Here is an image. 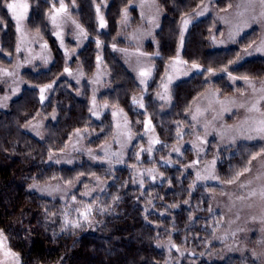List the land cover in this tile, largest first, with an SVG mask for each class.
Returning a JSON list of instances; mask_svg holds the SVG:
<instances>
[{"label": "trees", "instance_id": "16d2710c", "mask_svg": "<svg viewBox=\"0 0 264 264\" xmlns=\"http://www.w3.org/2000/svg\"><path fill=\"white\" fill-rule=\"evenodd\" d=\"M130 1L108 0L105 19L110 34L107 40L115 35L122 10ZM202 1L157 0L162 10L160 25L155 40L145 45L146 50L154 54L155 76L149 85V94L145 96L144 109H136L132 103L139 91L136 77L110 44L104 42L102 55L109 71L110 86L99 98L122 108L130 121L131 131L136 135L128 148L125 163L111 170L86 159L72 166L45 162L48 154L65 146L77 129L92 130L95 135L88 143L97 146L111 138L113 123L108 112L99 119L91 116L90 87L86 81L76 84L58 78L66 63L47 20L50 3L49 0H32V24L48 42L53 60L40 73L25 70L24 77L31 84L22 88L7 109L0 110V229L8 236L12 250L20 255L21 264H169V251H173L175 258L179 257L174 264H243V260L235 255L209 260L202 252L213 231L209 198L205 187L191 186V175L184 173L179 164L160 165L161 176L156 179L140 180L135 174L137 167L153 162L146 151L139 159L136 156L140 145L145 143L141 135L146 131L145 119L151 121L161 144L155 154H164L166 147L176 141L178 125L188 123L187 111L191 102L208 85L207 69L227 67L236 75L264 77V59L255 57L235 66L230 64L240 47L252 40L253 31L242 36L235 45L211 49L208 37L215 19L208 15L190 25L181 52L184 61L197 63L202 70L175 82L169 107L161 109L159 101L152 95L167 62L176 55L180 20ZM229 3L230 0H215L219 9ZM130 11L136 20V8L132 7ZM0 20L3 21L0 25L1 50L12 55L15 26L2 6ZM68 43L73 44L70 40ZM95 52V42L90 38L71 59L70 65L80 64L85 73H91L95 66ZM157 52L158 56L155 55ZM1 60L10 62L0 55ZM49 83L52 88L41 103L38 87ZM211 83L224 93L233 90L223 75ZM38 114L47 117L42 140L24 129ZM247 160L245 151L231 157L229 164L220 163V176L229 178L242 169ZM78 176L81 182L66 200L40 196L27 188L32 181L45 182L56 178L74 183ZM93 177H98L105 187L85 198L82 191L94 183ZM207 187L212 188L211 185ZM87 205L93 208L90 215L94 221L92 226L84 223L82 229L69 227L61 231L65 214L69 220L83 222L79 212ZM97 208H110V211L102 213ZM167 241L175 245L178 253L180 250L188 253L181 257L174 250L157 246L158 242L164 244Z\"/></svg>", "mask_w": 264, "mask_h": 264}, {"label": "rangeland", "instance_id": "374dc122", "mask_svg": "<svg viewBox=\"0 0 264 264\" xmlns=\"http://www.w3.org/2000/svg\"><path fill=\"white\" fill-rule=\"evenodd\" d=\"M49 3L48 14L53 7H59V0H49ZM64 3L68 7V13L62 14L61 19L58 21L60 24L59 28L52 25L47 14L52 34L54 35L56 31L62 34L63 47H61L60 39L56 35L54 37L64 55L66 63L64 69L67 67L71 72V75H69L63 69L58 78H66L76 84L86 81L90 87V109L98 112L99 118L103 113L108 112L110 114L113 123V133L107 141L97 146H91L88 141L95 135L92 130L87 128L79 129V135L74 131L65 146L59 150L51 151L45 162L48 165L72 166L86 159L92 163L102 164L112 170L125 163L128 148L134 142L136 135L130 129V121L124 110L99 98L100 94L110 86L109 71L102 55L103 45L104 42H108L134 74L139 85V91L134 97L139 99L143 95L145 100V96L150 91L149 85L153 82L155 76L154 54L148 52L145 45L147 42L155 40V33L162 17V10L157 0H131L123 8V10L125 8L128 9L127 21L123 18L122 10L115 35L110 36V39L107 40L110 34L107 24L106 27L98 31L99 24L96 7L100 6V13L106 22L105 10L108 0H95V3H93V0H64ZM29 4V16L23 22L20 33L16 31V21L9 14L15 26L16 39L13 54L4 53L1 50L0 42L1 57L7 60L10 59V62L0 61V70H4L0 71V105H3L0 110L7 109L11 100L20 94L22 88L31 84L24 77L23 72L25 70H31L34 74L40 73L46 70L53 60L48 42L32 24V0H29ZM205 6H207L208 11L202 16L196 15ZM132 7L137 10L138 18L136 20L130 11ZM262 11H264V8L260 6L258 0H230V3L222 9L217 8L215 0H203L195 9L182 16L180 20L177 47V49L179 48L180 59L184 61L181 56L183 46H180L184 18L191 20L187 30L184 32L185 40L187 31L195 20L208 15L214 17L215 26L208 37V44L211 49L228 48L237 44L239 39L246 33L253 31L252 40L245 46H241L238 52V54L244 55V49L250 44L253 45L254 49L256 46H261L262 42H264V17H261ZM73 21L80 24L88 33L87 39L80 33ZM238 30L239 35H236ZM233 36H235L234 41L232 39ZM90 38L95 42V66L91 73L87 74L80 64L71 66L70 61ZM97 39L102 42L99 48L96 45ZM68 40L72 41L73 44L70 45ZM45 44L47 47H42ZM17 45L21 49L19 52L16 51ZM140 53L145 55H140ZM97 56L101 58L99 63L97 62ZM255 57L264 59V55L253 51L252 55H245L244 59L240 60L239 63L232 65L241 64L247 59ZM175 58L176 55L167 62L164 73L152 95L159 101L162 110L167 109L171 103L173 84L197 72L192 70L193 63H187L186 61V63L176 64L173 67ZM149 68L152 69V76L148 81L145 92V85L140 84L138 72L141 69L147 70ZM166 69L167 75H171L174 78L170 85L169 101L161 100L157 95L164 92L161 84L167 83ZM221 70H213L217 73L215 76H210L208 71L206 72L208 85L191 102L187 111L188 123H180L178 125L176 141L166 147L164 154H155V151L161 148L160 141L150 145L151 140H158L153 128L152 131L141 133L145 143L140 145L137 150V153H140L139 158L143 152L141 149L144 148L146 151L151 146V153L148 151L146 153L152 156L153 162L148 166L137 167L135 174L140 180L156 179L161 176L159 174L160 165L179 164L184 173L191 175V186L205 187L206 195L209 198V214L212 217L213 231L211 239L206 242L202 251L205 256L209 260H222L228 256L235 255L243 260V264H264V199L260 196L261 191H264V154L257 155L255 159H252L255 154L260 153L261 149L264 148V140H247L244 138L245 135H255V133L250 131L252 122L261 118L260 113L250 112L248 109L252 104L259 101V107L261 111H264V100L261 99L264 96V91H261L264 88V77H249L252 85H254L252 87L242 79L244 76L231 73L232 76L238 77V79L233 81L229 79L228 73ZM184 72H188V75H184ZM222 75L226 77L227 84L233 88L232 91L224 93L211 83L213 79ZM45 85L48 84L38 87L40 95V88ZM50 90L48 89L44 93L46 98ZM93 98H95V105L93 104ZM144 100L143 103H145ZM105 104H107V107H104ZM134 107L136 109H144L139 108L138 105H134ZM120 110H123V112L121 113ZM92 111H90L91 116L94 119H99L92 114ZM114 111L118 113L116 117L112 115ZM125 116L128 122L127 125H125ZM193 116L196 119H193ZM46 122L47 117L38 114L24 126V129L42 140ZM126 133H130L132 138L129 139ZM175 149H179V151L177 152ZM245 151L248 158L246 165L230 175L229 178L221 177L218 165L222 162L229 164L231 157L244 154ZM92 157H95V159ZM213 160L216 161L214 168L212 165ZM250 161L251 163H249ZM245 168H248L249 171L244 172ZM238 172L243 174L235 183H226ZM197 173L201 176L214 173L218 179L197 180ZM93 178L94 183L82 191V196L85 198L101 192L105 187L104 182L97 180L96 177ZM33 184L36 185L35 188L31 187ZM73 184L74 186H71L68 182L56 178L45 182L32 181L27 188L40 196L66 200L75 189L77 182ZM208 185H211L212 188L207 187ZM241 185H245V187H241ZM85 192H90V195H83ZM253 192L256 195H251ZM158 245L165 246L169 250H174L178 253L176 247H171L173 244L170 241L164 244L158 242ZM185 253H188V251L180 250L178 254L182 257ZM173 254V251H169L167 260L169 264H174L179 258L178 256L175 258Z\"/></svg>", "mask_w": 264, "mask_h": 264}, {"label": "snow or ice", "instance_id": "6c2138e0", "mask_svg": "<svg viewBox=\"0 0 264 264\" xmlns=\"http://www.w3.org/2000/svg\"><path fill=\"white\" fill-rule=\"evenodd\" d=\"M260 6L262 8H264V0H258ZM93 3H95V0H93ZM0 6L4 7L7 9L8 13L11 14L12 18L16 21V31L18 33H20L22 31V27H23V22L28 18L29 16V8H30V4H29V0H0ZM74 6V4H73ZM207 6L204 7V9L198 13H196V15L198 16H202L205 14V12H207ZM68 13V7L67 5L64 3V0H59V7H53L50 11V13L48 14V18L50 20V22L52 23V25L56 28L60 27V24L58 23V21L61 19L62 14H67ZM96 14H97V20H98V24H99V29H103L104 27H106V22L104 20V17L101 15L100 13V6L98 5L96 7ZM261 17H264V11L261 12ZM123 18L125 21H127L128 19V9L125 8L123 10ZM253 19H255V17H253ZM3 21L0 20V23H2ZM73 23L76 24V27L80 30V33L84 36L85 39H87L88 37V33L81 27L80 24L76 23V21H73ZM191 23V20L188 18H184L183 19V26L181 29V38H180V46H183L184 43V32L187 30L188 25ZM247 26V23H246ZM54 35L57 36L58 39H60L61 42V47L64 46L63 44V39H62V34L59 31H56L54 33ZM236 35H239V30L237 31ZM233 41L235 40V36L232 37ZM102 42L97 39L96 40V45L97 47H101ZM42 47H47V45H42ZM115 47V46H113ZM21 49L19 47V45H17L16 51L19 52ZM253 51L256 53H260L262 55H264V42H262L261 46H256L253 49V45H249L247 48L244 49V55H240L237 54V58L234 61H230V64H236L239 63L240 60L244 59L245 55H252ZM67 55V53H66ZM140 55H145L144 53H140ZM155 55H159V53H155ZM100 57L97 56V62L99 63L100 61ZM47 62V61H46ZM181 63H186L185 61H182L180 59V53H179V48L177 49V53H176V58L173 61V67H175L176 64H181ZM192 70H195L197 72L201 71V66L199 64L193 63L192 64ZM0 71H4V70H0ZM208 73L210 76H215L217 75V73L215 71H213L211 68L207 69ZM222 72H226L228 73L229 79L235 81L236 79H238V77L232 76L231 72L229 71V69L226 67L224 69L221 70ZM65 73H68L69 75H71L70 70L66 67L64 69ZM7 74V73H5ZM184 75H188V72H184ZM201 74H203L201 72ZM166 75H167V69H166ZM138 76L140 78V84L145 85V92L147 90V84L148 81L150 80L151 76H152V69L149 68L147 70L141 69L138 72ZM173 77L171 75H167V83H162L161 87L164 89L163 94L158 93V98L161 100H165V101H169L170 100V85L173 82ZM242 79L246 82V84H248L249 86L254 87V85H252L251 79L248 76H244L242 77ZM163 80V78H162ZM55 83V81L53 82ZM52 88V84H48L45 85L44 87L40 88V101L41 103H43V101L46 99L44 93L46 92V90L51 89ZM261 91H264V88L261 89ZM5 99H7V97H5ZM262 100H264V96L261 97ZM144 97L143 95L138 99L136 97H133L132 99V103L133 105H138L139 108H144L145 104L143 103ZM93 104L95 105V98H93ZM3 105H0V107H2ZM104 107H107V104L104 105ZM241 107H243V105H241ZM90 111H92V109H90ZM121 113L123 112V110H120ZM248 111H255L260 113V119L254 120L252 122V127L250 129L251 132L255 133V135H245L244 138L247 140H253V139H260V140H264V111H261V108L259 107V101H257V103L252 104V106L248 109ZM93 115H96L97 118H99V113L92 111ZM117 112H113L112 115L113 117L117 116ZM193 119H196L195 116H193ZM127 118L125 116V125H127ZM117 127H119V125H117ZM144 127L146 129V131H152V125H151V121L149 119H145L144 121ZM80 130L77 129L76 130V134L79 135ZM129 137V139H131V134L130 133H126ZM179 135V133H178ZM156 143H159V140H151L150 141V145H154ZM203 143V141H202ZM177 152L179 151V149H175ZM141 151H145V149H141ZM146 151H148L149 153H151L152 151V147L150 146L148 149H146ZM91 154V152H90ZM264 154V148L261 149L260 153L255 154L252 159H255L257 155H262ZM115 155V154H114ZM139 155L140 153H137V159H139ZM93 159H95V157H92ZM49 159H51V157H49ZM59 162V161H57ZM71 162V161H69ZM195 163V162H194ZM216 161L213 160L212 165L213 168L215 166ZM251 163V161L249 162ZM249 171L248 168L244 169V172ZM243 173L238 172L235 174V176L229 180L226 181V183L228 184H232L235 183L237 179H239V177L242 175ZM80 176H83V173L80 174ZM80 176L76 177V182L79 183L80 181ZM55 178V177H54ZM207 180V179H218L217 176L214 175V173H210L209 175L206 176H201L199 173H197V180ZM97 180H99V178L97 177ZM68 184L71 186H74L73 182L70 180L68 181ZM31 187L35 188L36 185L33 184ZM241 187H245V185H241ZM83 195H90V192H85L83 193ZM251 195H256L255 192L251 193ZM260 196L262 199H264V191H261ZM73 201L76 200L75 195H73L72 197ZM114 199H118L114 198ZM171 207H175V205H172ZM93 211V208L91 205H87L85 206V209L83 211L79 212V216L83 218V222L80 219L77 220H69L67 219V213L65 214V219H64V227L61 229V231H64L65 229L71 227L73 229H82L84 227V223H87L89 227L92 226L93 224V220L90 219V215ZM97 211H100L102 213H107L110 211V208H104V209H99L97 208ZM158 247L160 245H157ZM171 247H175V245H171ZM0 264H21V259H20V255L13 251L12 248L9 246V238L8 236L5 234L3 229H0Z\"/></svg>", "mask_w": 264, "mask_h": 264}]
</instances>
